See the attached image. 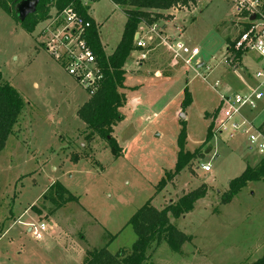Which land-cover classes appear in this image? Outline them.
Masks as SVG:
<instances>
[{
	"label": "rangeland",
	"instance_id": "rangeland-1",
	"mask_svg": "<svg viewBox=\"0 0 264 264\" xmlns=\"http://www.w3.org/2000/svg\"><path fill=\"white\" fill-rule=\"evenodd\" d=\"M88 5L109 54L120 40L125 14L111 0ZM158 20L163 34H173L199 52L188 55L190 63L184 64L154 37L143 51L129 53L123 65V117L112 132L122 152L114 156L105 140L86 137L77 108L89 92L44 49L39 25L29 33L0 8V71L25 100L0 153V264H69L73 252H64L69 246L80 253L102 246L113 253L130 252L136 238L127 224L131 214L147 201L160 210L201 185L205 196L191 211L179 217L169 214L170 223L188 236L180 250L154 241L143 264H251L264 256V182L249 181L231 201L221 202L231 179L247 165H256L264 153L244 132L229 137L231 120L220 132L214 128L217 92L210 87L219 80L220 91L224 81L242 90L241 79L253 77L261 58L248 52L241 58L243 70L236 71L225 62L227 40L232 41L240 25L230 1L194 0L190 6L164 11ZM197 62L202 65L195 66ZM134 85L139 86L134 90L139 105L128 99ZM184 88L191 95L185 109ZM242 114L256 134L264 109H243ZM181 120L186 125L185 150L194 157L159 188L161 178L174 172ZM209 124L214 133L207 137ZM204 164L209 171L202 169ZM56 181L76 200L58 206L59 197L48 189ZM40 221L46 228L36 240L28 223ZM84 257H76L74 264H83Z\"/></svg>",
	"mask_w": 264,
	"mask_h": 264
},
{
	"label": "trees",
	"instance_id": "trees-1",
	"mask_svg": "<svg viewBox=\"0 0 264 264\" xmlns=\"http://www.w3.org/2000/svg\"><path fill=\"white\" fill-rule=\"evenodd\" d=\"M18 1L0 0V8L6 11L29 33L34 31L38 22L46 18L53 8L61 10L70 3L91 22V26L87 30L86 40L101 65L104 78L95 93L89 95L88 99L77 108V115L85 124L87 138L93 135L100 137L110 146L114 156L119 155L122 148L117 144L112 132L113 126L121 121L123 117L120 108L126 101V94L121 91L125 81L123 65L131 51L141 49L134 45V35L138 26L140 23L148 26L152 25L162 16L161 11L179 6L187 7L192 5L194 0H111L122 8L125 14V23L118 44L109 54L103 51L98 36V26L89 17L87 13L88 6H83L78 0H39L35 12L22 21L17 18L15 12V4ZM232 45V42L228 39L226 51L232 50L235 57H240V53L234 51ZM183 90L184 97L181 108L185 109L191 102V95L187 88ZM24 107L25 100L22 94L2 77L0 71V153L4 148L7 137L14 132L13 128L18 123ZM181 125L182 127L177 135L179 149L174 172H167L165 177L161 178L159 188L164 186L168 180H171L178 171L189 165L194 157V153L190 154L185 150L186 125H184L183 120H181ZM212 126V124L208 126L207 137L212 136L214 133ZM259 127L264 129V123ZM74 159L77 160L78 156L74 155ZM249 181L264 182V156L260 158L256 165H247L238 176L231 179L227 191L221 196V202L231 201L232 197ZM48 189L52 190L50 192H53V195L59 197L60 204L58 206L76 200V197L70 195L58 181L51 184ZM205 192V186H198L194 190L183 193L177 200L170 201L160 210L156 209L150 201L145 202L127 220V224L136 233L130 252L119 249L113 253L108 251L106 246L92 248V250H87L83 264H143L147 248L154 241L158 243L164 240L172 251L178 252L180 245L188 239V236L183 231H178L170 223L169 214L179 217L191 211L196 200L205 196ZM53 202L55 203L56 200L54 199ZM251 264H264V256Z\"/></svg>",
	"mask_w": 264,
	"mask_h": 264
},
{
	"label": "built area",
	"instance_id": "built-area-1",
	"mask_svg": "<svg viewBox=\"0 0 264 264\" xmlns=\"http://www.w3.org/2000/svg\"><path fill=\"white\" fill-rule=\"evenodd\" d=\"M78 1L86 7L93 0ZM226 1L233 4L239 18L240 25L231 42L232 49L241 56L235 57L232 50H228L225 62L229 63L233 71L243 70L242 56H246L248 52H254L261 58L262 66L253 73V84L244 83L242 90L220 91L216 89L220 85L219 80H215L210 85L218 95V113L214 128L220 132L231 120L229 137H232L235 132H244L248 134L251 142L258 141L256 148L259 153H264V131L255 128L256 134H254V125L242 114L243 109L251 111L264 109V0ZM252 15L253 18H251ZM37 25H39L38 34L44 49L61 64L80 87L89 92V95H93L103 80L104 74L86 40L91 22L70 3L61 10H51L48 16L40 20ZM157 27L158 25L154 23L139 29L135 33L137 36L134 37V45L142 50L152 44L150 40L154 37L159 38V42L174 58L178 57L184 64H189L188 55L197 54L198 47L190 48L176 37L163 34ZM141 56L144 57V54L141 53ZM202 169L209 171V164L202 165ZM28 225V230L36 240L43 237L42 231L46 228L43 221H40L38 225L33 223Z\"/></svg>",
	"mask_w": 264,
	"mask_h": 264
},
{
	"label": "crops",
	"instance_id": "crops-1",
	"mask_svg": "<svg viewBox=\"0 0 264 264\" xmlns=\"http://www.w3.org/2000/svg\"><path fill=\"white\" fill-rule=\"evenodd\" d=\"M89 6V5H88ZM170 9H172V8H170ZM170 9H167V10H163V11H161V13H163L164 11L165 12H167V11H169ZM174 9V8H173ZM87 13H88V11H87ZM88 15H89V13H88ZM89 17H90V15H89ZM91 18V17H90ZM92 19V18H91ZM159 23V20L156 22V25ZM146 27V25L144 24V23H140L139 24V26H138V29H137V32L139 31V29H143V28H145ZM167 29V28H166ZM172 33V32H171ZM174 33V32H173ZM168 35H170V34H168ZM170 36H173V34H171ZM101 40V39H100ZM101 44H102V42H101ZM102 47H103V45H102ZM103 51H104V49H103ZM107 54V53H106ZM138 57V56H137ZM198 64H201L202 65V63H198L197 62V64L195 65V66H198ZM125 70V69H124ZM146 73H147V71H145ZM158 74V73H157ZM239 77L241 76L240 74L238 75ZM253 80V77H246L244 80H242L241 79V81L242 82H240V87H244V83L246 84H248V83H250L251 81ZM227 83L224 81V83L222 84V89H225V90H229V89H231V90H238V89H234L235 87H232V86H228V85H226ZM131 87V89H133L132 90V93H134V92H136V91H134V90H137V88L139 87L138 85H134V86H130ZM237 87H238V85H237ZM131 97H133V98H128V99H130L129 101L131 102V104H133L134 102H136V104L137 105H139L140 104V102H141V99H140V96L139 95H135V93L131 96ZM217 106H218V95H217ZM216 106V107H217ZM264 122H262V124H263ZM261 124V125H262ZM260 126V125H259ZM257 127V128H260V127ZM261 129V128H260ZM53 224V223H52ZM51 223H50V225H52ZM2 235L3 234H0V238L2 237ZM65 249H67V250H70V252L72 251L73 253H71L70 255H69V264H74V259H76V257L78 258V257H80L81 256V258L83 257V256H85L86 255V249H81V253L79 252V250H77V248L74 246V247H68V248H65L64 247V252H65V254L67 253L66 251H65ZM19 255H21V253H18ZM74 255V256H73ZM85 258V257H84Z\"/></svg>",
	"mask_w": 264,
	"mask_h": 264
},
{
	"label": "water",
	"instance_id": "water-1",
	"mask_svg": "<svg viewBox=\"0 0 264 264\" xmlns=\"http://www.w3.org/2000/svg\"><path fill=\"white\" fill-rule=\"evenodd\" d=\"M39 0H19L15 4V12L17 15V18L22 21L24 20L28 15L33 14L37 8V3ZM253 18V15L251 16ZM137 35L135 34L134 37ZM198 66H201V64H198ZM183 115V114H182Z\"/></svg>",
	"mask_w": 264,
	"mask_h": 264
}]
</instances>
